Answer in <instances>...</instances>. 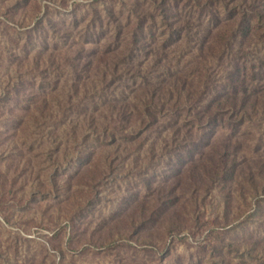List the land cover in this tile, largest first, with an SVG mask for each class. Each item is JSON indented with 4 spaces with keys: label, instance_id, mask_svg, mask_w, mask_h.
<instances>
[{
    "label": "rangeland",
    "instance_id": "1",
    "mask_svg": "<svg viewBox=\"0 0 264 264\" xmlns=\"http://www.w3.org/2000/svg\"><path fill=\"white\" fill-rule=\"evenodd\" d=\"M0 264H264V0H0Z\"/></svg>",
    "mask_w": 264,
    "mask_h": 264
}]
</instances>
